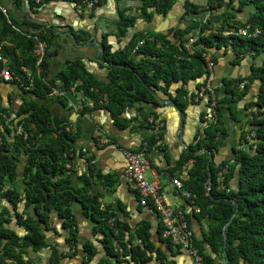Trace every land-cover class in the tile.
<instances>
[{
    "label": "trees",
    "instance_id": "1",
    "mask_svg": "<svg viewBox=\"0 0 264 264\" xmlns=\"http://www.w3.org/2000/svg\"><path fill=\"white\" fill-rule=\"evenodd\" d=\"M1 1V0H0ZM23 0H10L14 12L19 11ZM30 11L52 0H24ZM74 5L82 4L83 0H67ZM116 6L117 20L115 26L116 37H124L126 31L133 27L136 19L150 23L152 18H164L172 9L177 0H112ZM201 6L195 0H183L182 17L197 15L202 10L210 11L205 20L188 21L186 25L170 27L161 32H135L126 44L115 51L105 43L100 42V61L104 64L106 77L98 80L89 75L78 61H71L67 69L61 72L60 85L54 86L44 77V63L40 75L36 76L33 59L31 57L32 37L36 36L44 41L47 48L54 36L51 29L40 26L25 19L18 21L7 12L4 17L0 12V51L6 60V67L14 82L21 92L32 98H24L21 106L14 113V118L22 117L8 123L13 128L12 144L8 145L2 133H9L8 126L0 117V186L8 184L10 189L2 191L0 196L11 207L23 201L22 214L16 217V224L23 227L25 233L18 237L12 230L5 228L4 223L9 220L4 212L0 211V264L9 259L15 264H24L15 249L23 247L32 251L49 248V264H59L61 254L48 246L42 234V228L47 226L51 213H55L61 221V227L67 233L66 243L69 248L75 249L77 245L74 217L71 213L72 203L78 201L83 214L91 223V234L100 235L98 247L110 261L102 264H128L120 260L115 251V244L119 243L124 248L123 238L126 226L117 217V212L110 206L102 207L98 202L99 195L89 197L81 186L74 187L70 170L66 165L74 155L70 143L75 140L78 133L65 132L64 127L69 123H60L55 127L51 125V110L42 101L50 88H59L67 92L75 82L80 85L76 90H82L85 95L93 100L97 96L89 93V89H96L98 93L106 94V104L96 106L108 114L113 126L122 130L126 128L127 121L122 118L126 108L139 103H152L154 100L145 89L165 91L172 84L179 83L180 88L190 82L201 80L195 84V90L205 85L212 75V68L216 65V54L231 56L230 63L238 66L245 58L250 59L247 74L237 78H221L222 97L217 99L218 87L213 88L214 97L208 96L209 103L213 102L214 122L202 121L199 132L193 136L191 143L185 147L175 162L174 169L185 167L186 179L182 185L187 189L194 204L199 209L195 216L205 220V232L197 240L192 237V244L202 257L203 264H219L205 251V246L216 254L220 261L226 259L225 264H264V0H202ZM106 0H96L91 14L100 8ZM136 4L134 15H125L123 8L117 5ZM246 6L252 8L247 20L239 24L235 22V15L243 11ZM219 11V12H218ZM24 26V28H22ZM17 28L18 31H15ZM245 30V35L237 33ZM73 33V31H71ZM194 41L189 51L184 47L186 39L193 37ZM224 33V34H222ZM77 42L87 39L85 32L73 34ZM142 42L133 52L138 42ZM47 53V50H46ZM206 57H208L206 59ZM259 59V64L253 61ZM210 64V68H208ZM23 70L29 73V78ZM31 84V90L23 87ZM256 83V90L249 101L244 97L249 93L251 86ZM176 90L172 103L182 112L193 94L187 97L186 91ZM68 94L65 98H51V103L66 107ZM228 99V103L225 100ZM242 103L243 108L255 109L247 116V128L243 131L245 136L251 135L243 148L230 149L231 163L223 160L219 164L213 163V157L218 150V140L226 134L224 126V112L234 123H239L241 118L237 115V104ZM0 113L8 117L4 108ZM14 128H19L16 133ZM160 134H152L146 138L147 145L142 150L147 152ZM80 155V152L78 153ZM23 156V168L18 172L15 161ZM226 164L223 189H217L215 182L216 173ZM170 170V172L172 171ZM173 170V171H174ZM210 174V186L207 185V174ZM20 175L24 189L18 193L13 184ZM93 175L88 167V176ZM79 179L87 182L85 174ZM96 181L104 187L113 189L116 179L111 175L96 176ZM232 184V185H231ZM232 186V187H231ZM232 188V189H231ZM236 203V213L232 216ZM113 218L115 222L111 227L107 221ZM149 225L141 222L135 226L133 234L127 237L128 243L135 237L139 244L128 250L132 264H145L150 261V256L145 251L151 249L148 242L150 233ZM159 238V228H155ZM161 241V240H160ZM224 241V245H223ZM162 242V241H161ZM170 251L171 246L165 243ZM82 258L90 260L96 253V247L89 241L80 245ZM177 251V250H175ZM171 252V251H170ZM172 255V253H171Z\"/></svg>",
    "mask_w": 264,
    "mask_h": 264
},
{
    "label": "crops",
    "instance_id": "2",
    "mask_svg": "<svg viewBox=\"0 0 264 264\" xmlns=\"http://www.w3.org/2000/svg\"><path fill=\"white\" fill-rule=\"evenodd\" d=\"M107 1L100 8L93 11L92 14L90 12V14L82 15L76 14L74 10L72 11L70 4L63 0L43 4L34 13L30 9L29 11L26 10L27 16L22 14L21 9L14 12L10 0H2L1 3L10 10L11 15L18 21L25 19L28 22L51 29L54 36L50 46L47 48L43 61L45 66L43 79L45 78V80L57 87L61 83L58 75L67 69L71 61L80 62L85 71L95 79L104 80L106 77L104 64L98 62L99 58L96 56L97 49L95 47H77L68 36L60 34L71 33L72 35H79L80 32H85L87 39L81 42L76 41L78 44H83L92 39L100 43L102 38H104L105 43L110 47V51H115L123 47L135 32H142L143 34L145 32H161L153 28L152 21L145 23L141 19H136L133 27L126 31L125 36L117 38L114 22L117 19L116 6L112 2L108 4ZM126 4L124 8L127 7ZM117 8L120 9L121 7L117 5ZM153 19H158V17L154 16ZM28 78L30 79V76ZM200 82L201 80L190 82L183 88H180V84L176 83L169 86L165 91L155 90L154 94L163 103L159 105L151 96L154 100L152 103L144 102L146 105H141L143 104L142 102L126 108L122 118L127 121V126L122 130L116 129L108 114L100 108L83 114L73 112L67 106L69 105L68 102L73 101L72 97H68L66 107L53 103L57 107L55 111L61 123L71 124L78 133L75 140L70 143L71 148L74 149V155L70 157V162L66 165V168L70 170L73 186H81L89 197L99 195L98 202L100 206H110L116 210L117 217L126 228L123 230L125 234L123 238L124 248L119 243H116L115 251L119 254V259L128 261V264H132L128 250L130 246L135 247V245H138L139 240L134 237L128 243L127 237L133 234L135 226L141 222L149 225L148 232L150 233L148 242L151 245V249L145 251L150 256V261L145 264H189L190 262L187 254L178 250L175 251L176 249L173 247H171L170 252L166 248L165 243L157 238L155 224L158 225V218L156 214L150 208L141 206L139 195L127 188V181L123 175L121 151L124 149L136 150L140 146L143 150L146 147V138L153 133L152 127L145 122L148 117H153L161 124V127L156 132V134H160L159 139L146 152L149 167L144 173L145 178L148 182L158 184L161 194L168 205L172 207L183 206L182 198L171 191L168 183L175 177L179 178L180 181L186 179V169L189 168V164L179 169H173L174 171L172 168L180 154L185 150V147L191 143L194 134L200 132L201 121L199 117L202 119L205 115L204 99L195 100L192 98L191 102L186 104L182 111L183 127L180 135L177 130V114L168 105V102L172 103L171 98L175 96L176 90L179 88L181 91H186L187 97L190 98V94L194 95L195 84ZM211 85L214 88H219L217 98L219 94V98H221L223 92L219 85V79H215L212 76ZM24 98H32V96L23 94L14 82L4 83L0 80V107L6 110L9 117H14V113L21 106ZM45 101H49V99H45ZM223 112L224 121L227 113ZM20 118L22 117H17L14 121ZM138 122H141V124L139 125ZM8 129L9 133H2V136L6 144L11 145L14 132L13 128L9 126ZM14 129L15 132L19 131V128ZM96 132H101L107 142L103 144L97 143L94 139ZM230 139L232 137L226 134L219 138L218 150L213 157V163H219L224 159L230 158V149L236 143V141L233 142ZM79 152L80 155H78ZM24 161L25 158L23 156H19L18 160L15 161L18 172L22 170ZM88 167L93 172L90 177L88 176ZM170 170L172 171L170 172ZM82 174L89 178L87 182L79 179ZM97 175H111L117 180L116 185L113 189L104 187L100 182L96 181ZM13 188L18 193L23 191L24 186L20 175L16 177ZM7 189H10L8 184L0 186V194ZM23 204L24 202L21 200L13 208L0 196V211L4 212L9 220L3 226L12 230L18 237L25 233L23 227L18 226L15 222L19 214L23 215ZM70 209L74 217L76 230L77 245L75 249L69 248L66 243L67 233L62 229L61 221L55 213L49 215L47 226L42 228L46 244L55 248L61 254L59 264H102L103 261H110L98 247L97 241L100 235L91 234V223L84 216L80 203L78 201L72 203ZM195 216L193 215L189 221L193 237L199 240L205 232V220L202 218L198 219ZM86 240L96 247L95 255L88 261L82 258L80 250V245ZM205 251L214 259L215 263L218 262V256L211 253L206 246ZM15 252L18 253L24 264H49V248L32 251L30 248L23 247L15 249ZM13 264L15 263L13 262Z\"/></svg>",
    "mask_w": 264,
    "mask_h": 264
},
{
    "label": "built area",
    "instance_id": "3",
    "mask_svg": "<svg viewBox=\"0 0 264 264\" xmlns=\"http://www.w3.org/2000/svg\"><path fill=\"white\" fill-rule=\"evenodd\" d=\"M2 1V0H1ZM0 1V12L6 17L9 9L2 5ZM57 1V0H52ZM67 1V0H63ZM68 2V1H67ZM96 0H83L82 4L74 5L73 10L78 15L82 14H90L92 7ZM70 3V2H68ZM15 31H18L17 28H14ZM238 34L244 36L245 30H238ZM224 34V33H222ZM194 39L192 37H188L186 39V43L184 47L189 51L190 45L193 43ZM142 42H138L137 45L133 48L132 52L141 44ZM47 45L44 41H41L36 36L32 37V49H31V57L33 59V66L35 70L36 76L41 73V65L46 56ZM208 57H206L207 59ZM6 60L1 54L0 51V80L4 83H8L12 81L11 74L6 67ZM208 68H210V64H208ZM24 74L29 77V73L26 70H23ZM212 75L205 82L203 87H200L198 90L194 91L193 99L201 100L204 99V112L205 115L202 117L204 122L211 121L214 122V111L212 110L214 103H209L208 96L210 98L214 97L213 95V86L211 85ZM30 81V79H29ZM80 85L79 82H75L72 84L67 92L63 89L50 88L47 94L43 97L45 99L51 98H65L68 94L73 98L72 102H68L67 105L73 112L83 114L85 112L91 111L96 106H104L106 104V94L104 92L98 93L96 89H89V93H92L97 96L96 100L91 99L87 95L83 93L82 90H76V86ZM32 86L29 83L28 86H24L23 90H31ZM218 99V98H217ZM212 101V100H211ZM0 117L3 119L5 125L9 126L8 123L14 120V117H6L4 114L0 113ZM146 124L150 125L153 129V135L156 134L157 130L161 127L153 117H148L146 119ZM201 122V124H204ZM65 132L74 133L76 129L71 125H66L64 127ZM19 131L17 130L16 133ZM201 134V130L199 132ZM251 135L246 136L245 141H249ZM94 139L99 144H103L107 142V139L103 137L101 132H96L94 134ZM243 148V145H238L235 149ZM123 157V175L127 181V188L136 192L140 197V205L144 207L150 208L153 213L156 214L158 218V228H159V238L163 243H168L171 247L176 250L183 252L189 257V264H203L202 257L197 251V249L192 244L193 232L190 227L189 219L193 215H197L199 213V209L193 202V198L190 192L184 188L182 182L179 178H172L168 187L173 191V193L178 194L183 202V206L172 207L168 205L163 195L161 194L160 187L155 182H148L144 176L145 171L149 167L148 158L146 153L143 151H137L133 149H124L121 151ZM227 160V159H224ZM228 163H231V159L228 158ZM222 162V161H221ZM220 163V162H219ZM215 163V165L219 164ZM187 164H191V161H188ZM226 170V164L216 173L215 182L217 183V189L222 190L224 187L222 185V181L224 179V173ZM115 220L113 218H109L107 224L109 227L113 225ZM4 264H13V262L9 259H5L3 261Z\"/></svg>",
    "mask_w": 264,
    "mask_h": 264
},
{
    "label": "rangeland",
    "instance_id": "4",
    "mask_svg": "<svg viewBox=\"0 0 264 264\" xmlns=\"http://www.w3.org/2000/svg\"><path fill=\"white\" fill-rule=\"evenodd\" d=\"M182 2L183 0H177L172 9L166 14L164 18H158L152 20L153 28H156V31H165L170 27L186 25L188 21L194 20H205L210 15V11L208 10H202L197 15H187L182 17ZM195 2L199 3L201 6H204V2L202 0H195ZM121 8H123L125 11V15H134L136 4L128 3L126 4L127 7L124 8L125 4L119 5ZM252 8L250 6H246L242 12L237 13L235 15V22H238L239 24L244 23L247 20L248 14L251 12ZM219 12V11H218ZM13 16V15H12ZM109 20V19H108ZM194 36L192 37L194 39L196 32L193 33ZM231 56L229 54H222L221 51L217 52L216 54V65L212 68V76L215 79L221 78H237L242 77L247 74V69L250 64V59L245 58L238 66H233L230 63ZM255 64H259L260 60L255 59L253 61ZM256 90V83H254L249 93L244 97L245 101H249L251 97H253L254 92ZM220 95V94H219ZM218 95V98H219ZM228 103V99L225 100L224 104ZM238 113L237 115L241 118V121L239 123H234L233 120L229 118V115L227 114L225 116V126L226 127V135H229L232 137L230 139L233 142L236 141V143L233 144V148L235 149L238 145H244L245 143V134H243V131L247 128V116L249 112H255V109L249 108L245 109L243 108L242 103H238L237 105ZM248 142V141H247ZM231 153V151H230ZM230 156V155H228ZM232 156V154H231ZM230 156V157H231ZM228 159V158H227ZM145 176V174H144ZM221 263L220 259L218 258V262Z\"/></svg>",
    "mask_w": 264,
    "mask_h": 264
},
{
    "label": "water",
    "instance_id": "5",
    "mask_svg": "<svg viewBox=\"0 0 264 264\" xmlns=\"http://www.w3.org/2000/svg\"><path fill=\"white\" fill-rule=\"evenodd\" d=\"M113 3V1L112 0H108L107 1V3L108 4H110V3ZM70 4V7H71V9H72V11H73V7H74V3H69ZM20 9H21V11H22V14L24 15V16H27L26 15V10L27 11H29V7H28V5H27V3L23 0L22 1V3H21V7H20ZM130 30V29H129ZM60 35H65V36H68L69 38H70V40L73 42V44L75 45V46H77V47H95L96 49H97V54H96V56L99 58V56L101 55V46H100V43L97 41V40H95V39H92V40H90V41H88V42H85V43H83V44H78L77 42H76V39L74 38V36L71 34V33H66V34H60ZM98 62L99 63H101V61H100V59L98 60ZM145 89L147 90V92L153 97V99L159 104V105H161L163 102L160 100V99H158L157 97H156V95L154 94V92H152V91H150L148 88H146V86H145ZM42 103H45L49 108H50V110H51V116H52V119H51V125L49 126V127H55V126H57L58 124H60L61 123V121L59 120V118H58V115H57V113H56V109H57V107L56 106H54V104L53 103H51L50 101H42ZM141 105H146V103H143V104H141ZM168 105L169 106H171L173 109H174V111H175V113L177 114V117H178V127H177V130H178V133H179V135L182 133V127H183V113L173 104V103H170V102H168ZM75 116V115H74ZM138 124L140 125L141 124V122H138ZM231 154H232V152H231ZM207 185H208V187L210 186V174L208 173L207 174ZM232 189V188H231ZM231 204L235 207V210H234V212H233V214H232V216L230 217V219L235 215V213H236V203H234V202H231ZM158 225L157 224H155V227H157ZM20 236H22V235H20ZM223 245H224V241H223ZM226 263V259L224 258L222 261H221V263L220 264H225Z\"/></svg>",
    "mask_w": 264,
    "mask_h": 264
},
{
    "label": "flooded vegetation",
    "instance_id": "6",
    "mask_svg": "<svg viewBox=\"0 0 264 264\" xmlns=\"http://www.w3.org/2000/svg\"><path fill=\"white\" fill-rule=\"evenodd\" d=\"M117 20V19H116ZM115 22V21H114Z\"/></svg>",
    "mask_w": 264,
    "mask_h": 264
}]
</instances>
